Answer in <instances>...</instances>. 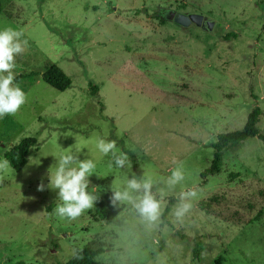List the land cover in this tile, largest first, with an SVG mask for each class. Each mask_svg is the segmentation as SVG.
Instances as JSON below:
<instances>
[{
    "label": "rangeland",
    "instance_id": "374dc122",
    "mask_svg": "<svg viewBox=\"0 0 264 264\" xmlns=\"http://www.w3.org/2000/svg\"><path fill=\"white\" fill-rule=\"evenodd\" d=\"M0 6V29H22L29 42L15 69L28 102L0 119V160L22 138L37 141L26 165L11 167L0 182V264H64L86 246L100 249L93 259L102 264H264V143L247 138L224 151L218 173L201 176L217 134L241 129L256 105L264 133V0H0ZM167 10L200 13L214 25L181 26L164 18ZM228 33L235 36L225 39ZM51 64L70 77L67 89L43 81ZM99 138L115 141L132 169H118L101 154ZM77 147L103 176L89 177L99 198L127 174L144 169L166 177L174 161L184 163L186 187L201 198L183 225L172 222L170 198L166 222L151 231L127 207L109 223L97 220L94 208L61 220L58 190L47 187L57 161L48 154ZM40 183L45 190L38 191Z\"/></svg>",
    "mask_w": 264,
    "mask_h": 264
},
{
    "label": "clouds",
    "instance_id": "9594fccd",
    "mask_svg": "<svg viewBox=\"0 0 264 264\" xmlns=\"http://www.w3.org/2000/svg\"><path fill=\"white\" fill-rule=\"evenodd\" d=\"M22 29L4 27L0 29V119L8 115H16L28 102L25 91L16 83L15 69L17 57L22 56L27 47L28 40L24 38ZM96 147L104 156L111 155L115 167L118 169H132V162L127 153L119 152L116 142L97 139ZM84 147L75 150L69 148L60 153H50L56 158L54 172L49 169L48 188L58 190V201L55 214L61 220L75 221L86 212L92 210L99 200V193L95 189L89 190L91 181L89 177L97 174V164L94 159H80L79 153ZM112 161L108 168L113 167ZM29 163L33 162L29 158ZM175 166L166 177L156 176L144 170L140 176L135 173L127 174L123 182L114 187L111 185L112 195L110 203L113 207L130 208L145 224L148 230H156L163 223L165 210L169 199L174 198L176 203L172 206V222L183 225L186 218L194 212L195 206L201 198V192L196 187H186V174L183 162H173ZM12 167L11 163L0 160V182L4 174ZM45 190L40 183L38 191ZM77 258H80L77 256Z\"/></svg>",
    "mask_w": 264,
    "mask_h": 264
},
{
    "label": "trees",
    "instance_id": "16d2710c",
    "mask_svg": "<svg viewBox=\"0 0 264 264\" xmlns=\"http://www.w3.org/2000/svg\"><path fill=\"white\" fill-rule=\"evenodd\" d=\"M2 11L0 6V12ZM160 21H164L162 16H159ZM230 36H235L234 33L226 34L224 37L228 39ZM42 79L53 88L63 91L67 89L71 84L70 77L56 64H51L42 74ZM97 86H93V91H96ZM94 94V92H92ZM262 110L259 106H254L247 115L246 121L241 129L233 131L221 132L216 136L213 147V158L209 168L201 173V176L206 177L207 173L215 174L221 169L222 156L225 150L229 148L238 147L244 140L249 137H257L264 143V133L260 132L258 128V122ZM36 139L34 137H25L19 140L16 144L12 145L4 152V159L8 160L12 168L16 171H20L27 163V155L32 147L36 145ZM111 193L106 194L103 198H99L94 209V217L97 220L104 222H111L113 218L119 213L122 207H113L110 203ZM170 201H173L171 199ZM169 207L166 208L163 223L166 222V214ZM202 246L196 244L193 249V258L199 260L200 251ZM100 253V249H93L90 247H83L77 251L68 261L64 264H102L99 261L93 259V257ZM79 256L80 258H77Z\"/></svg>",
    "mask_w": 264,
    "mask_h": 264
},
{
    "label": "water",
    "instance_id": "95a60500",
    "mask_svg": "<svg viewBox=\"0 0 264 264\" xmlns=\"http://www.w3.org/2000/svg\"><path fill=\"white\" fill-rule=\"evenodd\" d=\"M165 18L172 20L181 26H189L190 24H195L196 26L202 27L206 30L212 29L214 21L207 16L200 13H182L176 12L174 10H167Z\"/></svg>",
    "mask_w": 264,
    "mask_h": 264
},
{
    "label": "flooded vegetation",
    "instance_id": "af4514ba",
    "mask_svg": "<svg viewBox=\"0 0 264 264\" xmlns=\"http://www.w3.org/2000/svg\"><path fill=\"white\" fill-rule=\"evenodd\" d=\"M168 20V19H167ZM172 21V20H171Z\"/></svg>",
    "mask_w": 264,
    "mask_h": 264
}]
</instances>
